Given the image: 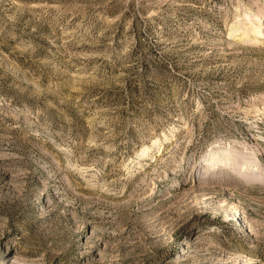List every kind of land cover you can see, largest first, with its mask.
<instances>
[{
  "label": "rangeland",
  "instance_id": "rangeland-1",
  "mask_svg": "<svg viewBox=\"0 0 264 264\" xmlns=\"http://www.w3.org/2000/svg\"><path fill=\"white\" fill-rule=\"evenodd\" d=\"M0 264H264V0H0Z\"/></svg>",
  "mask_w": 264,
  "mask_h": 264
},
{
  "label": "bare ground",
  "instance_id": "bare-ground-1",
  "mask_svg": "<svg viewBox=\"0 0 264 264\" xmlns=\"http://www.w3.org/2000/svg\"><path fill=\"white\" fill-rule=\"evenodd\" d=\"M255 35H262V30L261 29H259V31H257L256 33H255ZM227 155V154H226ZM143 156V155H142ZM214 157H215V155L211 158V155L209 156V157H207L204 161H203V163L202 164H204V163H206V165L208 166L207 168H209V166H210V164H211V162H212V160L214 159ZM243 157L244 156H242L241 158H239V160L240 161H242L243 160ZM210 160H211V162H210ZM227 158H224V162H226L227 163ZM205 165V166H206ZM205 169V168H204ZM240 171H242V172H246V169L244 168H242V169H240ZM240 175H243L242 173H240Z\"/></svg>",
  "mask_w": 264,
  "mask_h": 264
}]
</instances>
